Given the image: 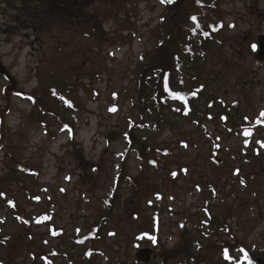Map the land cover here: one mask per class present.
Here are the masks:
<instances>
[{
  "label": "rangeland",
  "instance_id": "obj_1",
  "mask_svg": "<svg viewBox=\"0 0 264 264\" xmlns=\"http://www.w3.org/2000/svg\"><path fill=\"white\" fill-rule=\"evenodd\" d=\"M60 3L0 0V65L17 90L44 92L48 108L38 116L27 98L9 99L3 145L13 161L0 150V178L15 164L30 174L11 172L15 181L4 183L19 209L0 204V262L243 264L245 248L264 264V126L257 124L264 113V58L256 57L264 0H171L173 29L185 31L202 3L223 29L187 84L193 100L184 115L163 109L156 121L154 77L145 74L142 122L138 76L150 58H140L166 43L167 6L162 0ZM9 84L0 72L1 107ZM54 87L64 101L49 97ZM135 124L133 142L152 151L155 166L141 160L144 149H129ZM44 215L50 225L33 223ZM21 217L32 220L29 228ZM93 225L95 241L80 245L77 238ZM143 249L153 252L146 263L136 257Z\"/></svg>",
  "mask_w": 264,
  "mask_h": 264
},
{
  "label": "trees",
  "instance_id": "obj_2",
  "mask_svg": "<svg viewBox=\"0 0 264 264\" xmlns=\"http://www.w3.org/2000/svg\"><path fill=\"white\" fill-rule=\"evenodd\" d=\"M78 0H73V4L77 2ZM171 0H165V2H162V4H165L167 6V9L169 11V14L166 15V19L169 25V33L167 37V41L164 44H159L156 49L157 51L153 54H146L145 56H142L140 58V62H143L146 58H150V62L148 63L147 70L143 73H140V77L138 76V80L140 85L138 86V91L140 93L138 103L140 105V120L141 122L144 119V115L148 111V100H147V91L146 87L143 86L145 83V74L149 71L150 74H153V94L152 98L155 102V111L154 115H156V121L162 120L160 118L161 113L163 109H169L172 113L175 114H185V110L190 109V106L192 105L193 100V90L189 91L187 89V84L189 81L191 82L193 78V72L196 68L197 62L199 59L205 54L206 48L209 46L210 41L213 39L215 35H217L222 29H223V23L222 21L216 17L213 18L210 16V7L207 12L206 11V5L202 3V7L200 5L197 6V13L193 14V16L189 17V26L186 27V30L183 31L181 29L176 30L171 27V25L176 21L177 15L175 8L171 11L170 6ZM209 2V1H208ZM205 2V3H208ZM196 6V5H195ZM75 15V14H74ZM195 18V19H193ZM169 63L168 66H163L162 63ZM0 72L2 73V77L9 81V85H6L2 88L1 95L2 100L4 102V106L1 107L0 110L2 111V115L0 116V150L6 151V159H12L11 149H5L3 145V121L4 116L9 114L10 112V105H9V99L11 96L13 97H20V98H27L33 106H36L38 108V116H42L47 113L48 108L44 104L43 95L44 92H34V93H25L23 91L17 90L15 88V83L13 82V79L9 77V74H7L4 69H2L0 65ZM149 77V75H148ZM150 78V77H149ZM148 78V79H149ZM72 89H75L77 86V79L74 78V81L72 84H70ZM50 98L63 100L62 96L56 97V94L58 93V90L56 88H50ZM149 92V91H148ZM150 94V93H149ZM60 101V102H62ZM65 103L68 107L71 109H75L73 104L67 100H65ZM160 118V120H159ZM40 119V117L38 118ZM59 122L62 125V127L68 131L72 132V127L69 124V121L65 119L63 116L61 117L59 115ZM40 124L42 122H39ZM257 124L264 126V115L260 120H257ZM155 125H158L156 122ZM138 127L136 124L133 125L130 129L129 133H127L128 137V144L129 149L134 150L136 149V146H138L140 150H143L142 152H139L140 155H142L141 160L146 164V166H155V161H158L157 158H155L154 155H152V151L149 150V153H147L148 149L144 146H139L135 142H133V136L132 131L134 128ZM161 154L164 158L167 157V153L163 150H157L155 154ZM10 172H8V176L5 178H0V204L10 207L13 211H17L19 208L17 207V203L15 200L10 197L7 193L4 191V183H11L15 181V176L11 175V172L13 174L15 172H20L23 174L29 175V171L26 170L25 167L15 164L13 167H11ZM118 186L115 187L113 191V195L111 197L110 206L113 205L114 201L117 200L116 193L118 192L117 189ZM21 211V210H20ZM24 214V210H22V215ZM22 221V223L26 226V228H29V226L32 223V220H25L23 217L18 218ZM35 225H50L49 224V217L47 215H44L42 217L35 218V221L33 222ZM52 232V228H50ZM54 231V230H53ZM98 229L97 227H94V225L90 228V230L85 234L83 237L77 238V242L81 244L86 243L92 245L93 242L96 239V233ZM156 232V227L152 226L150 235L152 233ZM142 238L145 239L144 236L148 237V233L141 234ZM138 239V238H137ZM225 251V250H224ZM243 253L247 254L245 259V264H248V261L251 262V264H259L257 261V256L251 257L252 254L251 251L243 248ZM262 255L264 257V250H262ZM227 253V251H226ZM92 255L90 250L85 251V257L89 258ZM0 264H2L0 262ZM263 264V262H262Z\"/></svg>",
  "mask_w": 264,
  "mask_h": 264
},
{
  "label": "water",
  "instance_id": "obj_3",
  "mask_svg": "<svg viewBox=\"0 0 264 264\" xmlns=\"http://www.w3.org/2000/svg\"><path fill=\"white\" fill-rule=\"evenodd\" d=\"M256 42H257V47H258V50H257L258 52H257L256 57L258 61H262L264 58V36L257 38ZM152 255H153V252L151 249H143L137 253L136 257L138 260L146 263L149 261L150 256Z\"/></svg>",
  "mask_w": 264,
  "mask_h": 264
},
{
  "label": "flooded vegetation",
  "instance_id": "obj_4",
  "mask_svg": "<svg viewBox=\"0 0 264 264\" xmlns=\"http://www.w3.org/2000/svg\"><path fill=\"white\" fill-rule=\"evenodd\" d=\"M59 5L61 4L60 3V0H55ZM64 3H65V7H67V6H70L71 5V0H64ZM49 5H50V3H49ZM69 14H70V12H68ZM44 18V17H43ZM46 18H48L49 19V16H46Z\"/></svg>",
  "mask_w": 264,
  "mask_h": 264
},
{
  "label": "snow or ice",
  "instance_id": "obj_5",
  "mask_svg": "<svg viewBox=\"0 0 264 264\" xmlns=\"http://www.w3.org/2000/svg\"><path fill=\"white\" fill-rule=\"evenodd\" d=\"M162 2H165V0H162ZM193 19H195V18H193ZM253 47H255V46H253ZM261 115H264V113H262ZM247 256V254L245 253V257ZM248 264H251V262L250 261H248Z\"/></svg>",
  "mask_w": 264,
  "mask_h": 264
}]
</instances>
